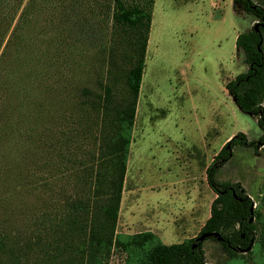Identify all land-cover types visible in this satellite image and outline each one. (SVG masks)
Here are the masks:
<instances>
[{
    "label": "rangeland",
    "instance_id": "rangeland-1",
    "mask_svg": "<svg viewBox=\"0 0 264 264\" xmlns=\"http://www.w3.org/2000/svg\"><path fill=\"white\" fill-rule=\"evenodd\" d=\"M17 1L0 0V231L15 257L0 264H78L84 235L69 232L66 206L80 198L70 197L80 191L73 175L99 151L79 89L99 92L112 70L113 94L122 92L132 60L127 36L111 32L112 0H21L15 8ZM255 22L232 0H153L116 236L142 230L134 222L158 211L150 205L175 211L187 197V204L197 198L200 224L215 196L204 184L213 156L237 132L254 141L262 134L256 116L241 112L224 88L247 68L234 40ZM229 155L215 179L241 185L256 230L250 249L235 257L203 239L204 264H264V145H236ZM175 220L164 221L174 237L160 242L182 240ZM138 254L113 244L102 264H137Z\"/></svg>",
    "mask_w": 264,
    "mask_h": 264
},
{
    "label": "trees",
    "instance_id": "trees-1",
    "mask_svg": "<svg viewBox=\"0 0 264 264\" xmlns=\"http://www.w3.org/2000/svg\"><path fill=\"white\" fill-rule=\"evenodd\" d=\"M232 1L258 22L256 31L251 26L236 35L234 45L242 53L247 68L228 80L224 88L241 112L256 116V123L263 132L255 141L237 132L224 142L205 169V182L215 194L208 217L195 236L164 244L148 230L129 234L125 239L114 234L153 0H133L130 3L112 0L111 32L127 36L125 44L129 46L132 60L122 73L125 87L118 96L115 97L112 90V70L107 71L110 80L98 82L99 92L84 87L79 89L78 108L82 114H93L99 131V151L95 157L90 155V165H83L80 175L78 172L73 175L75 188L80 177V191L70 197L80 198L71 200L66 206L69 232L79 231L84 235L76 263L82 264L84 260V264H102L110 247L117 244L128 252H139L137 264H204L201 242L195 239L200 233L217 232L222 238L219 241L221 250L227 257L237 256L239 249L253 237L256 224L249 221L253 213V207L250 211L252 200L238 182L215 179L217 169L229 158L233 146L256 148L264 144V0ZM20 4L21 0H18L15 8ZM26 8L23 6L20 13ZM16 28H12L9 38L14 37ZM113 51L110 46V59ZM206 238L215 239L213 236ZM259 241L263 244L262 240ZM11 247L6 232L0 231V262L4 258L15 261ZM69 264H74L73 259H69Z\"/></svg>",
    "mask_w": 264,
    "mask_h": 264
},
{
    "label": "crops",
    "instance_id": "crops-1",
    "mask_svg": "<svg viewBox=\"0 0 264 264\" xmlns=\"http://www.w3.org/2000/svg\"><path fill=\"white\" fill-rule=\"evenodd\" d=\"M262 145H264V144H262ZM204 181H205V179H204ZM204 184L207 188H209L207 186L206 182H204ZM158 200L159 199H157V201H155V203H157ZM187 200H188V197H187V199H185L184 203L182 202V204L180 203L178 205L179 208L175 209V211L173 210V207L161 208L156 204L155 205L149 204L151 206L152 211L153 210L154 211L158 210V211L156 213H154L153 215H148V212L144 211L143 215L141 216L140 222H138V225L133 220V222L136 226L142 227V230H139L137 232L147 231V230L151 231L153 234L156 235V237L160 241L164 242V241L171 239L170 237H172V238L174 237L173 230L172 231L167 230L166 224L164 223V221H166V222L170 221L171 223H173L174 221H176L175 219H177V222L175 224V228L180 229V231H182L180 233V238H182V240L195 236V233L198 232L199 228L201 227V225L203 224V222L205 220L199 224L200 215H199V212L197 209V203H196L197 198L193 197V199L188 204H187ZM202 203H204V201H202ZM185 205H187V207H185ZM153 206L154 207L157 206L158 208L155 209ZM119 210H120V206L118 207V213H119ZM167 214H168L169 218L167 217ZM182 240H180V241H182Z\"/></svg>",
    "mask_w": 264,
    "mask_h": 264
},
{
    "label": "water",
    "instance_id": "water-1",
    "mask_svg": "<svg viewBox=\"0 0 264 264\" xmlns=\"http://www.w3.org/2000/svg\"><path fill=\"white\" fill-rule=\"evenodd\" d=\"M252 27H253V29H254L255 31L257 30V24H256V22L252 25ZM232 101H233V98H232ZM251 209H252V206L250 207V211H251ZM251 220H252V218L250 217V218H249V221H251ZM208 236H213V237H215V239H216L217 241H221V240H222V238L219 236V234H218L217 232H211V233H209V232H204V233H200L199 235H197V236L195 237V239H196L198 242H201L203 239H205V238L208 237ZM251 242H252V238H250L248 244H247L244 248L239 249V251L245 252V251L249 250V249H250ZM192 246H193V245H192Z\"/></svg>",
    "mask_w": 264,
    "mask_h": 264
}]
</instances>
